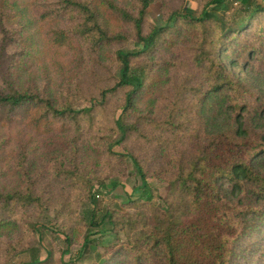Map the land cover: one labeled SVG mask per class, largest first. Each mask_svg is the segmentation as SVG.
I'll list each match as a JSON object with an SVG mask.
<instances>
[{
    "label": "trees",
    "instance_id": "trees-1",
    "mask_svg": "<svg viewBox=\"0 0 264 264\" xmlns=\"http://www.w3.org/2000/svg\"><path fill=\"white\" fill-rule=\"evenodd\" d=\"M44 1L37 4L36 12L41 21L53 26L50 41L57 48L98 57L104 47L127 41L121 34L110 33L100 13L131 26L137 41V49L115 53L119 76L112 85L100 90L98 98L90 99V108L75 109L72 88L62 93L60 99L41 96L19 90L11 75L6 78V88L0 89L1 124L24 121L37 136L55 134L61 139L70 138L72 147L63 154L68 163L64 162L58 171L66 179L76 182L75 177L80 176L77 179L81 183L87 182L81 177L84 172L80 158L89 143L105 149L109 157L119 162L126 158L133 161L142 184L128 197L125 206L135 212L108 210L100 217L94 198L84 247L92 244L93 230L98 234L110 232L106 225L110 223L127 230L126 242L115 245L110 254L126 256L130 264H264V124L252 126L249 119L253 112H264V105L258 94L235 78L223 60L224 53L237 49L244 63H258L264 68V1L206 0L199 13L179 7L167 18L165 26H153L149 32L146 16L155 0H134L131 7L116 0H96L97 8L79 0ZM236 3L240 7L230 25L218 13L227 12ZM183 36L190 45L194 69L192 82L185 89L196 97L195 110L213 97L227 96L226 109L228 114L232 113L233 127L217 134L197 130L185 142L182 132L189 127L181 118L187 97L184 90L167 116V138L159 134L148 142L155 146L147 164L128 151L115 150L129 137L141 133L144 123L141 117L133 118V107L143 94L149 95L161 83L159 64L139 61L174 46ZM238 63L239 60L232 61L234 65ZM118 93L124 94L121 113L114 114L113 126H107L105 131L120 134V138L115 143L114 138H102V142L94 135L95 112ZM180 135L182 138H178ZM179 145L188 146L189 153H179ZM18 170L23 172L27 185L10 193L0 191L1 224L7 218L17 219L19 208L43 202L36 194L35 180L27 167L22 164ZM153 173L168 180L166 207L160 206L148 183ZM112 183L115 189L118 183ZM89 187L92 189L93 185ZM101 189H107V185H101ZM110 262L111 257L102 264Z\"/></svg>",
    "mask_w": 264,
    "mask_h": 264
},
{
    "label": "rangeland",
    "instance_id": "rangeland-1",
    "mask_svg": "<svg viewBox=\"0 0 264 264\" xmlns=\"http://www.w3.org/2000/svg\"><path fill=\"white\" fill-rule=\"evenodd\" d=\"M79 1L97 8L96 0ZM44 2L0 0V89L6 88V78L11 75L19 90L41 96L60 99L62 93L72 88L75 90V109L90 108V99L93 96L98 98L100 90L112 85L115 77L119 76L115 53L118 50L137 49L135 32L123 21L99 12L103 25L110 33L121 34L127 41L104 47L98 57L79 50L76 53L57 48L51 43L50 30L53 26L41 21L36 12L37 4ZM116 2L131 7L134 0ZM205 3L206 0H155L147 12L146 32L153 26H165L167 18L179 7L199 13ZM239 7V4L231 5L227 12L219 11L218 16L231 25ZM66 23L69 24L67 20ZM187 43L188 40L183 36L176 40L174 46L163 48L150 58L140 59L139 63L159 64L158 72L154 66L153 70L159 74L161 83L149 95L143 94L133 107V118L141 117L144 123L140 127L141 133L129 137L115 150L128 151L149 164L155 145L149 146L148 142L159 134L167 138V116L182 91H186V84L192 82L190 79L194 74L190 61L192 52ZM238 52L237 49L229 50L223 54V60L235 78L258 94L259 102L264 105V68L258 63L253 66L244 63ZM235 59L239 63L234 65L232 61ZM227 99V96L213 97L195 110L196 97L187 93L185 111L181 113V118L188 122L186 126L189 127L182 132L186 137L185 142L197 130L217 134L233 127L232 113L228 111V114L226 109ZM123 100L124 94L118 93L95 112L94 135L99 140L111 137L115 143L120 138V134H111L105 128L113 126V118L121 113L119 109ZM263 115L264 112L249 114L252 126L264 124ZM182 135L178 138H182ZM69 146L72 147L68 136L64 139L55 134L37 136L24 121L6 126L0 123V191L10 193L27 185L23 172L18 170L24 164L35 180L36 194L43 199L39 205L19 208L17 219L7 218L3 224L0 223V264H102L110 257V264H127L126 256L110 254V251L115 250V245L126 242L127 230L106 223L110 232L98 234L95 233L96 229L93 230V242L87 248L84 247V239L90 229L88 219L94 209V198L100 217L108 210L135 212L125 203L142 184L139 173L130 158L119 162L109 157L105 149L89 143L80 158V167L84 172L81 177L84 176L87 182L81 183L77 179L80 176L75 177L76 182L66 179L58 171L63 168L64 162L68 163L63 154ZM176 150L179 153L187 150L189 153L188 146L179 145ZM166 170L164 168L163 172ZM167 181L156 173L148 177L153 194L162 207H166L165 200L170 191ZM78 182L83 186L78 185ZM112 182L118 183L115 189ZM89 184L93 185L92 189ZM103 184L107 185V189H101ZM120 260L121 263H118Z\"/></svg>",
    "mask_w": 264,
    "mask_h": 264
},
{
    "label": "crops",
    "instance_id": "crops-1",
    "mask_svg": "<svg viewBox=\"0 0 264 264\" xmlns=\"http://www.w3.org/2000/svg\"><path fill=\"white\" fill-rule=\"evenodd\" d=\"M260 1H262V2H263L264 0H260Z\"/></svg>",
    "mask_w": 264,
    "mask_h": 264
},
{
    "label": "built area",
    "instance_id": "built-area-1",
    "mask_svg": "<svg viewBox=\"0 0 264 264\" xmlns=\"http://www.w3.org/2000/svg\"><path fill=\"white\" fill-rule=\"evenodd\" d=\"M236 4H238V3H236Z\"/></svg>",
    "mask_w": 264,
    "mask_h": 264
}]
</instances>
